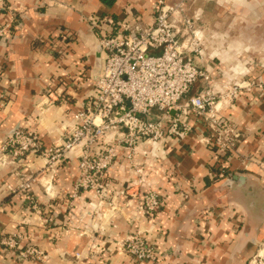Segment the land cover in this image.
Segmentation results:
<instances>
[{"label":"crops","instance_id":"obj_1","mask_svg":"<svg viewBox=\"0 0 264 264\" xmlns=\"http://www.w3.org/2000/svg\"><path fill=\"white\" fill-rule=\"evenodd\" d=\"M157 1L0 0V22L15 17L12 32L0 43L8 93L6 106L0 103V148L20 128L39 134L46 148L63 144L75 113L93 94L98 60L101 69L104 64L98 48L102 34L121 22L152 25ZM192 1L187 14L196 18L197 27L209 26L204 19L215 6L218 26L223 20L218 15L232 12L237 17L231 26L248 20L252 33L247 51L244 42L230 43L223 35H214L223 49H211V33L203 31L202 68L212 77H258L255 69L264 65V49L263 54L257 49L264 39L257 33L264 29V0H207L198 9ZM242 54H248L244 57L252 67L246 69ZM235 61L233 72L227 70ZM244 93L222 112L225 127L240 135L234 148L222 149L217 133L194 115L187 116L191 130L186 136L138 145L139 167L162 201L152 220L137 216V204L129 201L126 192L136 176L124 150L107 178L112 206L91 192L71 198L78 158L65 160L51 178L42 171L43 156L30 154L18 164L0 163V236L24 233L48 254L40 264H248L264 244V88ZM34 176L32 193L43 217L27 210L20 194L9 189ZM138 231L156 252L155 261L136 263L125 253L124 240ZM0 264H19L1 244Z\"/></svg>","mask_w":264,"mask_h":264},{"label":"built area","instance_id":"obj_2","mask_svg":"<svg viewBox=\"0 0 264 264\" xmlns=\"http://www.w3.org/2000/svg\"><path fill=\"white\" fill-rule=\"evenodd\" d=\"M189 1L158 0L152 25L121 22L112 26L111 33H103L99 45L105 56L104 64L95 80L93 94L74 115L68 138L59 146L46 148L39 134L20 128L3 142L0 163L18 164L30 154L41 155L46 160L43 173H51L54 178L65 160L76 157L79 177L71 198L91 192L100 202L113 205V201H108L107 178L116 166L118 151L124 150L126 161L137 176L126 192L129 201L137 204V216L152 220L160 211L162 201L139 167L136 155L140 143L157 146L169 136H186L191 130L189 115L214 130L218 145L224 150L234 148L239 139L233 132L232 140L223 139V132L228 133L221 115L224 106L215 103L210 86L212 76L201 66L206 58L204 34L196 26V18L186 14ZM10 20L8 24L0 23V43L12 32L15 17ZM4 79L0 65V103L6 106L8 93L3 89ZM199 81L206 88L186 99ZM230 95H237L236 90ZM36 181L34 176L9 189L20 194L26 206L43 214L32 193ZM21 241L22 236L13 233L4 236L1 245L20 261L48 259L46 252L30 245L23 247ZM123 249L136 263L156 260V252L140 231L124 240ZM81 257V253L76 254L77 259ZM248 264H264V244Z\"/></svg>","mask_w":264,"mask_h":264},{"label":"rangeland","instance_id":"obj_3","mask_svg":"<svg viewBox=\"0 0 264 264\" xmlns=\"http://www.w3.org/2000/svg\"><path fill=\"white\" fill-rule=\"evenodd\" d=\"M193 0L191 3L192 6H195L197 7V9L200 7V4L199 2H205L207 0ZM219 1V0H217ZM197 2H198V5H197ZM229 6V8H224L226 11L227 9H230V5H227ZM191 7V6H190ZM188 8V7H187ZM215 6L211 7V10L209 11V16H205V22L208 20L209 21V26L206 24H204L203 26H198V29L201 30L202 32L203 31H206L208 30L209 33H211L210 35V38H209V41H208V46L211 48V49H223V47H220V45H218L220 39L217 38V37H214V35L216 36H224L226 37V40H228L230 43L233 41V40H240L241 42H244V44L246 45V49L245 50H249V47L247 48V45H248V39L250 38L251 36V32H250V29H249V26H247L248 24V20H241L239 22V26H231L232 24V20L235 19V17H237V15H235L234 17L232 16V12H228L227 14L225 13L224 15L225 16H219L218 15V20H221V18H223V20L219 21V23L222 24V26H218V22H216L212 17V14H213V10H215ZM191 11V10H190ZM187 14V12H186ZM189 14V13H188ZM189 17H191L190 15H188ZM246 16V15H245ZM241 17H244V16H241ZM216 20H217V17H216ZM217 20V21H218ZM197 22V21H196ZM229 22V23H227ZM0 23H4V24H8L9 23V20H7L6 22H0ZM216 23V24H215ZM229 24V26H225ZM212 25V26H211ZM261 33V35L263 36L264 34V29L261 28V31H258L257 33ZM204 34V32H203ZM207 37V36H206ZM264 40V39H263ZM261 41L262 44L261 45H258V53H261L263 51H261V49H264V41ZM206 41V38L204 36V43ZM259 42V41H258ZM204 48H205V51L207 50L206 49V46L204 45ZM244 50V49H243ZM233 51V50H232ZM263 54V53H261ZM247 56L248 54H242V55H239L238 57H241V59H245L246 57L244 56ZM234 56V54H232V57ZM246 61H247V58H246ZM239 62H236L233 63V64H229L230 67H228L229 71L233 72V68L235 65H237ZM235 64V65H234ZM244 65L246 66V69L252 67V64L251 66L249 65V62L247 61L246 63H244ZM262 63H260L259 65H257L256 67V71L259 72V76L258 77H255V78H242L241 80H237L233 77V74L230 76V77H212V83L210 86H212V92L214 94V97H215V103H221L223 107L222 111H221V115H222V112L228 108L229 106H231L234 101L240 96V93L243 91L245 92L244 94H247V93H252L254 92L256 89H259L260 91L263 90L264 88V65H262ZM249 71V70H248ZM247 71V72H248ZM240 86V87H239ZM206 88V85L205 83L203 82H198L194 87L193 89L191 90L190 94L187 95V98H190L192 96H195L197 95L198 93H200L202 90H204ZM236 90L237 92V95H230V92ZM228 130V129H227ZM223 134L225 135L223 137V139H226V138H231V140L233 139V133L232 131L228 130V133L227 132H223ZM234 134H237V133H234ZM239 135V134H238ZM236 141V140H235ZM225 141H222V143H224ZM237 142H240V135H239V139ZM238 145V143H237ZM236 145V146H237ZM222 146V145H221ZM235 146V147H236ZM137 157V155H136ZM133 171V170H132ZM133 174H134V171H133ZM135 175V174H134ZM136 176V175H135ZM137 176L134 178L136 179ZM133 179V180H134ZM132 180V181H133ZM108 181V180H107ZM110 183V182H109ZM21 196V195H20ZM22 197V196H21ZM73 199V198H72ZM99 200V199H98ZM102 201V200H101ZM111 201V200H110ZM72 203V202H71ZM107 204H109V202H106ZM110 206H112V204H109ZM27 210H31L32 212H35L37 213L36 211H34L33 209H31L29 206L26 207ZM39 209L43 212V208L39 205ZM44 213V212H43ZM39 214V213H37ZM40 217H43L44 215L43 214H39ZM13 233H17V234H20L22 236V241H21V245L23 247H26V246H34L38 249H40L39 247L35 246V245H32L30 244V241L27 240V238L25 237V234L22 233L21 231H16V232H13ZM13 233H10V234H3L0 236V244H1V240L4 236H8V235H11ZM41 250V249H40ZM6 251V250H5ZM7 252V251H6ZM8 253V252H7ZM9 255H12L13 256V259L16 263H19V264H26V263H30V264H40V263H44V261H20L18 259H16V255H13L11 253H8ZM157 259V257H156Z\"/></svg>","mask_w":264,"mask_h":264},{"label":"water","instance_id":"obj_4","mask_svg":"<svg viewBox=\"0 0 264 264\" xmlns=\"http://www.w3.org/2000/svg\"><path fill=\"white\" fill-rule=\"evenodd\" d=\"M99 50H101V47L100 45L98 46ZM100 73H101V61L98 60L97 62V66H96V72H95V75H94V79L97 80L100 76ZM172 114L174 115L175 112H172Z\"/></svg>","mask_w":264,"mask_h":264}]
</instances>
